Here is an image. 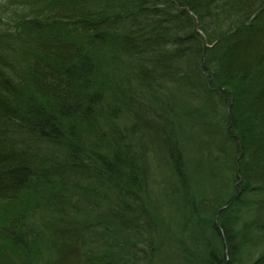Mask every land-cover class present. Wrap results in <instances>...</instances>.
I'll return each mask as SVG.
<instances>
[{"label": "trees", "instance_id": "1", "mask_svg": "<svg viewBox=\"0 0 264 264\" xmlns=\"http://www.w3.org/2000/svg\"><path fill=\"white\" fill-rule=\"evenodd\" d=\"M0 264H264V0H0Z\"/></svg>", "mask_w": 264, "mask_h": 264}, {"label": "bare ground", "instance_id": "2", "mask_svg": "<svg viewBox=\"0 0 264 264\" xmlns=\"http://www.w3.org/2000/svg\"><path fill=\"white\" fill-rule=\"evenodd\" d=\"M222 208H225V205H223L222 207H220V209H222Z\"/></svg>", "mask_w": 264, "mask_h": 264}]
</instances>
